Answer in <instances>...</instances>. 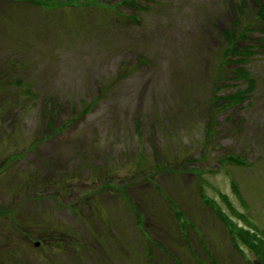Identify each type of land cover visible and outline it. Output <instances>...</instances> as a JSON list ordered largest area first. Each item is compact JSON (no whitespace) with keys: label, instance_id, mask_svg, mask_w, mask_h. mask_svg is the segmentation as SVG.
<instances>
[{"label":"rangeland","instance_id":"374dc122","mask_svg":"<svg viewBox=\"0 0 264 264\" xmlns=\"http://www.w3.org/2000/svg\"><path fill=\"white\" fill-rule=\"evenodd\" d=\"M79 1L0 0V264H264L257 0Z\"/></svg>","mask_w":264,"mask_h":264},{"label":"trees","instance_id":"16d2710c","mask_svg":"<svg viewBox=\"0 0 264 264\" xmlns=\"http://www.w3.org/2000/svg\"><path fill=\"white\" fill-rule=\"evenodd\" d=\"M26 1L33 3L34 5H37V6H46V7H59L63 4L60 2V0H26ZM136 1L137 0H122V3L123 4L130 3V4L136 5L135 4ZM79 2L84 5H87V4L98 3L99 1L94 2L93 0H80ZM256 5H257L256 18L259 21V25L261 27L260 29L264 30V0H260V1L257 0ZM234 23H236V25L239 26V21H234ZM248 30H249V27L247 24H245L243 28L236 35H234V33L228 29H223L221 32L229 44L224 49L223 55L225 56L227 54H230V55L233 54L234 57L231 59L235 63L245 60L253 52L252 44L243 43L240 45H235L236 36H238V38L240 37L239 39H241V36L243 37L244 33ZM231 71L235 78L241 79L242 81H244L245 87L244 89L236 88L235 90L225 95H222L224 106H233L237 103H240L245 98V92L247 91V89H250L253 84L252 78L248 75L247 70L244 69L243 67L235 66L233 70ZM23 87H24L23 95L25 94L27 95L29 93V90L27 86H23ZM85 109L86 108H83V111ZM229 156L231 157L232 155H229ZM230 157H227V158L229 159ZM232 159H234L235 161L241 164L243 163V160L241 157H238V159H235V158H232ZM229 210L231 211L232 214L235 213L231 207L229 208ZM251 244H252V247H251L252 250L257 254V256L262 261V263H264V240H261L260 238H256V239L254 238L251 240Z\"/></svg>","mask_w":264,"mask_h":264},{"label":"bare ground","instance_id":"6f19581e","mask_svg":"<svg viewBox=\"0 0 264 264\" xmlns=\"http://www.w3.org/2000/svg\"><path fill=\"white\" fill-rule=\"evenodd\" d=\"M30 21V20H29Z\"/></svg>","mask_w":264,"mask_h":264},{"label":"water","instance_id":"95a60500","mask_svg":"<svg viewBox=\"0 0 264 264\" xmlns=\"http://www.w3.org/2000/svg\"><path fill=\"white\" fill-rule=\"evenodd\" d=\"M36 243V242H35Z\"/></svg>","mask_w":264,"mask_h":264}]
</instances>
